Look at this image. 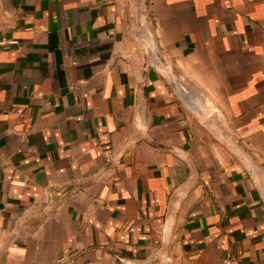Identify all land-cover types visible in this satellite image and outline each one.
<instances>
[{
  "label": "crops",
  "instance_id": "0c3cea01",
  "mask_svg": "<svg viewBox=\"0 0 264 264\" xmlns=\"http://www.w3.org/2000/svg\"><path fill=\"white\" fill-rule=\"evenodd\" d=\"M141 4L0 0V264H264V0Z\"/></svg>",
  "mask_w": 264,
  "mask_h": 264
},
{
  "label": "rangeland",
  "instance_id": "374dc122",
  "mask_svg": "<svg viewBox=\"0 0 264 264\" xmlns=\"http://www.w3.org/2000/svg\"><path fill=\"white\" fill-rule=\"evenodd\" d=\"M132 7L134 8V5H132ZM133 16H135L138 20L135 21L137 23H141L142 22V14L140 12V7L137 5V8H136V12L133 13Z\"/></svg>",
  "mask_w": 264,
  "mask_h": 264
},
{
  "label": "water",
  "instance_id": "95a60500",
  "mask_svg": "<svg viewBox=\"0 0 264 264\" xmlns=\"http://www.w3.org/2000/svg\"><path fill=\"white\" fill-rule=\"evenodd\" d=\"M139 7H143V4H141V0H139V5H138Z\"/></svg>",
  "mask_w": 264,
  "mask_h": 264
}]
</instances>
